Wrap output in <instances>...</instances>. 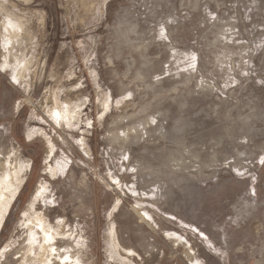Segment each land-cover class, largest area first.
<instances>
[{"label":"rangeland","instance_id":"374dc122","mask_svg":"<svg viewBox=\"0 0 264 264\" xmlns=\"http://www.w3.org/2000/svg\"><path fill=\"white\" fill-rule=\"evenodd\" d=\"M0 196V264H264V0H0Z\"/></svg>","mask_w":264,"mask_h":264},{"label":"bare ground","instance_id":"6f19581e","mask_svg":"<svg viewBox=\"0 0 264 264\" xmlns=\"http://www.w3.org/2000/svg\"><path fill=\"white\" fill-rule=\"evenodd\" d=\"M48 164H49V163H48ZM51 164H52V163H51ZM50 166H51V165H50ZM49 168H50V167H49ZM52 168H53V167H52ZM45 170H47V169H45ZM7 177H8V178H7ZM17 179H18V178H17ZM17 182H18V181H17ZM4 184H5L6 187H9V186L12 185V179H11L10 174H7V175H6V178L4 179ZM40 184H41V183H40ZM37 186H38V185H37ZM39 187H41V186H39ZM45 189H46V188H45ZM36 191H37V190H36ZM4 194H5V191H4ZM4 194H3V196H5ZM34 194H35V193H34ZM35 196H36V194H35ZM43 197H44V195H43ZM37 200H38V199H37ZM31 201H33V200H31ZM31 201H30V202H31ZM3 202H4L3 197L0 196V205L3 204ZM37 202H38V201H37ZM29 207H30V206H29ZM31 207H32V206H31ZM34 207H35V206H34ZM28 210H29V208H28ZM30 210H31V209H30ZM30 213H31V212H30ZM0 219H1V218H0ZM42 224H43V223H42ZM43 226H44V225H43ZM43 226H41V227H43ZM41 229H42V228H41ZM57 233H58V234H61L62 232H61V233L57 232ZM45 240H46V238H45ZM45 247H46V246H45ZM45 249H46V248H45ZM41 250H42V249H41ZM46 250H47V249H46ZM45 252H46V251H45ZM45 252H44V253H45ZM44 253H42V254H44ZM44 255H45V254H44ZM44 255H43V256H44ZM68 256H69V255H68ZM40 258H41V257H40ZM43 258H44V257H43ZM64 258H65V257H64ZM42 260H43V259H42ZM74 261H75V260H74Z\"/></svg>","mask_w":264,"mask_h":264}]
</instances>
